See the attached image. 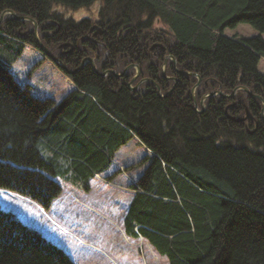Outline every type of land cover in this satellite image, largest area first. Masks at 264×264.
I'll return each instance as SVG.
<instances>
[{
    "label": "trees",
    "instance_id": "trees-1",
    "mask_svg": "<svg viewBox=\"0 0 264 264\" xmlns=\"http://www.w3.org/2000/svg\"><path fill=\"white\" fill-rule=\"evenodd\" d=\"M96 1L0 0V16L31 19L7 14L0 22V264H76L44 213L65 186L103 207L120 174L106 172L134 141L150 154L127 168H142L116 217L127 237L146 239L169 264H264V0H101L99 19L81 21L53 9ZM93 22L111 37L107 48L85 47ZM241 24L258 34H225ZM160 30L177 68L201 77L198 103L238 86L251 94L209 97L200 113L191 94L198 77L175 75L171 59L166 72L178 83L161 97L150 82L130 89L136 68L102 77L87 63L69 74L44 49L70 70L94 55L101 72L137 64L134 84L150 78L164 94L174 84L165 59L140 44ZM61 44L74 49V65L58 55ZM231 100L238 103L226 112ZM247 109L246 120L229 117Z\"/></svg>",
    "mask_w": 264,
    "mask_h": 264
},
{
    "label": "rangeland",
    "instance_id": "rangeland-1",
    "mask_svg": "<svg viewBox=\"0 0 264 264\" xmlns=\"http://www.w3.org/2000/svg\"><path fill=\"white\" fill-rule=\"evenodd\" d=\"M101 4L102 1L98 0L85 8L71 9L55 5L53 9L65 17L81 21L95 18L97 13L99 15ZM225 34L252 37L258 33L250 25L241 24L236 29L225 30ZM262 37L264 38V34ZM258 68L264 74V58L260 60ZM149 154L137 141L118 152L111 168L106 172V175H110L120 171L112 181L116 192L103 207L98 209L88 205L65 186L51 210L44 213L49 222L60 229L55 233L58 245L66 250L77 264H169L147 240L141 237H127L116 218L133 196L134 191L129 185L142 173V168L127 169L128 166Z\"/></svg>",
    "mask_w": 264,
    "mask_h": 264
},
{
    "label": "water",
    "instance_id": "water-1",
    "mask_svg": "<svg viewBox=\"0 0 264 264\" xmlns=\"http://www.w3.org/2000/svg\"><path fill=\"white\" fill-rule=\"evenodd\" d=\"M7 14L13 15L16 19L21 20V21H31V19L28 18V17H22V16L17 15L14 11L6 10V11H4V12L1 14V16H0V22L3 20V18H4ZM33 22H34V24H35V33H36V36L38 37V25H37V23H36L35 21H33ZM94 27L97 28V32H98V34H101V33H102V28H101V27H99V26H94ZM155 45H159V46L164 47L162 44H155ZM155 45H153L152 47H154ZM43 47H44V46H43ZM44 49L47 51L49 57H50L53 61H55L56 63H58V64L61 66V68H62L64 71H66L67 73H69V74H75V73H77V72H78L80 69H82V68L85 66V64L87 63V60L85 59V60L82 62V64H81L80 67L76 68L75 70H70V69L67 67V65H65L61 60L57 59V58L54 56V54H52V53L48 50V48L44 47ZM151 49H152V48H151ZM88 60H89L90 63L93 65V67H94V69H95V72H96L98 75L102 76V77H106V76L109 75V74H112V75L117 76V77H123V76L126 75V73L128 72L129 69H131V68H136V70H137V71H136V74L133 76V78H132L131 81L129 82V87H130V89H131L132 91H136V90H138L142 83H144V82H150V83H152V84H155V86H156L157 89H158V93H159V95H160L161 97H167L168 95H170V94L172 93V91L174 90V88H175L176 85H177V79L173 78V80H174V84H173V86L170 88V90L168 91L167 94H162L159 85H158L154 80H152V79H150V78H142V79H141V80H140L135 86H133V83L135 82V80H136V79L140 76V74H141V70H140V68H139V66H138L137 64L129 65L127 68H125V70H124L123 72H120V73H119V72H116L115 70H112V69L107 70V71H105V72H101V71L98 70V68L96 67L93 58H89ZM171 60L174 62V66H175V68L177 69L176 60H175L173 57L171 58ZM167 61H168V59H165V62H164V65H163V74H164V76L166 75ZM186 73H187V74H191V75H193L194 77H195V76L198 77V82H197V83L195 84V86L192 88V92H191V93H192V97H193V100H194L195 109H196L198 112H200V113H203V112L205 111V101H206V99L209 98V97H213V96H215V95H221V96L226 97V98H228V97H229V98H232V97L237 93L238 90H244V91H247L248 93L251 94V92L249 91V89H248L247 87H245V86H238V87H236V88L234 89V91H233L232 93H230V94H225L224 92H222V91H220V90L215 91V92H211V93H208V94H205V95L202 97L200 103H198V102L196 101L195 93H196V89H197V88L199 87V85L201 84L202 79H201V77H200L199 75H196V74H193V73H189V72H186ZM253 96H254V94H253ZM255 96H256V95H255ZM199 106H201V109H199ZM228 108H229V106L226 107V112L228 111ZM262 116H264V106H263V109H262ZM229 117H231V118H232L233 120H235L236 122H241L242 120H246L247 117H248V109H247V113H246V115H245L244 117H240L239 119H236V118L233 117V116H229Z\"/></svg>",
    "mask_w": 264,
    "mask_h": 264
},
{
    "label": "flooded vegetation",
    "instance_id": "flooded-vegetation-1",
    "mask_svg": "<svg viewBox=\"0 0 264 264\" xmlns=\"http://www.w3.org/2000/svg\"><path fill=\"white\" fill-rule=\"evenodd\" d=\"M62 14V13H61ZM64 15V14H63ZM65 19H73L75 20L74 18H70V17H65ZM88 19H99V15L97 13V16L95 18H88ZM94 26H99L102 28V33L101 34H98L97 32V28L94 27ZM59 32V29L58 30H55V31H52L51 34H49V37L52 38L54 35H56L57 33ZM104 33H105V29L103 28L102 25L96 23V22H93L92 25H90L89 29L87 30V33L85 34V39H86V45L85 47H88L87 50H90V49H95V47H102V48H107L108 47V44H109V41L111 39V37H104ZM48 43H51L49 41H47ZM141 45H145V47L147 48L148 50V53L155 56V57H161L163 56L164 59H168L170 60L172 57L174 58V55L170 52V50L168 49V45H169V39L166 35V31L165 30H160L158 32H155L153 36L147 38L146 36H142V41L140 43ZM155 44H162L164 47L162 46H159V45H155ZM153 45H155L154 47H152ZM60 48V52L58 55L62 56L66 61H68L70 64L74 65V63H76V59H74V53L73 50H70L69 47H67V44H61L58 46ZM84 47V48H85ZM152 48V49H151ZM119 56L120 53L116 52ZM95 55L90 57V58H93L95 59ZM114 57H116V55H114ZM87 59V58H83L79 64L78 67L81 66L82 62ZM175 59V58H174ZM95 62V60H94ZM168 62V61H167ZM87 63H90V61H88ZM86 63V64H87ZM85 64V65H86ZM132 65V64H131ZM77 67V68H78ZM130 70V69H129ZM128 70V71H129ZM174 70H176L175 72V75H178V76H181V75H184L185 72L187 71H184V70H179L178 68L176 69L174 67ZM116 71V70H115ZM124 71V70H123ZM122 71V72H123ZM166 71H167V67H166ZM117 72V71H116ZM120 73V72H119ZM136 74V73H135ZM171 76H168L167 75V72H166V75L165 77L168 79V80H173V78L177 79L176 76L174 74H170ZM140 78V77H139ZM138 78V79H139ZM142 79V78H141ZM140 79V80H141ZM139 80V81H140ZM174 81V80H173ZM135 83V82H134ZM133 83V86H135ZM138 83V82H137ZM177 83H178V79H177ZM177 86V85H176ZM170 90V89H169ZM168 90V91H169ZM168 91L164 94H167ZM217 91V90H216ZM239 91V90H238ZM237 91V92H238ZM162 93V92H161ZM237 94V93H236ZM235 94V95H236ZM235 95L232 97L234 98ZM203 97V96H202ZM207 101V99H206ZM238 103L237 101H234V100H231L228 104V106L230 105H234ZM245 106L247 107V105L245 104ZM195 107V105H194Z\"/></svg>",
    "mask_w": 264,
    "mask_h": 264
},
{
    "label": "bare ground",
    "instance_id": "bare-ground-1",
    "mask_svg": "<svg viewBox=\"0 0 264 264\" xmlns=\"http://www.w3.org/2000/svg\"><path fill=\"white\" fill-rule=\"evenodd\" d=\"M88 59H89V58H87V59H86V60H87V62L89 61ZM139 77H140V76H139ZM139 77H138V78H139ZM138 78H137V79H138ZM137 79L135 80V82L137 81ZM130 81H131V80H130ZM142 84H143V83H142ZM136 91H137V90H136ZM255 97H257V98L259 99V97H258V96H255ZM262 103H263V106H264V102H263V101H262ZM262 109H263V107H262Z\"/></svg>",
    "mask_w": 264,
    "mask_h": 264
}]
</instances>
